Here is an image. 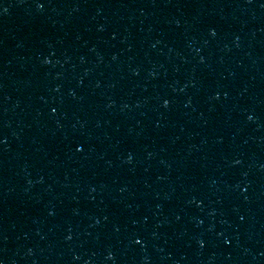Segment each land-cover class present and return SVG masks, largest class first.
Here are the masks:
<instances>
[{
	"label": "water",
	"instance_id": "1",
	"mask_svg": "<svg viewBox=\"0 0 264 264\" xmlns=\"http://www.w3.org/2000/svg\"><path fill=\"white\" fill-rule=\"evenodd\" d=\"M0 264H264V0H0Z\"/></svg>",
	"mask_w": 264,
	"mask_h": 264
},
{
	"label": "snow or ice",
	"instance_id": "2",
	"mask_svg": "<svg viewBox=\"0 0 264 264\" xmlns=\"http://www.w3.org/2000/svg\"><path fill=\"white\" fill-rule=\"evenodd\" d=\"M77 151H79V149H77Z\"/></svg>",
	"mask_w": 264,
	"mask_h": 264
}]
</instances>
